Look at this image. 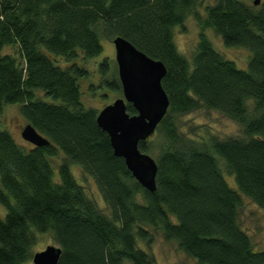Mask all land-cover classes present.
I'll return each instance as SVG.
<instances>
[{
  "label": "trees",
  "instance_id": "16d2710c",
  "mask_svg": "<svg viewBox=\"0 0 264 264\" xmlns=\"http://www.w3.org/2000/svg\"><path fill=\"white\" fill-rule=\"evenodd\" d=\"M199 1L0 0V112L18 104L50 141L28 148L0 130V264L28 261L39 232L61 248L57 264H156L138 243L156 233L198 264H264L238 214L243 197L264 210V0H214L204 12L195 9ZM190 15L199 33L188 59L173 29ZM207 29L226 46L247 48V67L218 51ZM102 36H121L166 67L168 110L154 138L139 142L157 163L154 191L114 155L97 110L82 101L78 77L86 70L75 60L99 55ZM108 69L105 58L101 85L120 91ZM202 107L237 122L243 136L196 139L179 130L178 118ZM127 111L136 113L130 104ZM59 155L55 178L51 159ZM71 164L94 178L110 214L88 197Z\"/></svg>",
  "mask_w": 264,
  "mask_h": 264
},
{
  "label": "rangeland",
  "instance_id": "374dc122",
  "mask_svg": "<svg viewBox=\"0 0 264 264\" xmlns=\"http://www.w3.org/2000/svg\"><path fill=\"white\" fill-rule=\"evenodd\" d=\"M246 1L249 3L252 2V0ZM211 3H214V0H200L196 4L195 9L204 12V7ZM205 32L215 48L227 59L234 61L238 68L245 69L247 67V62L250 57V51L247 48L241 46H226L223 44L221 37L215 34L212 29H207ZM198 33L199 26L193 15L188 16L183 25L175 26L173 29L174 43L178 51L188 59L191 58L192 50L198 40ZM100 42L102 51L99 55L93 58H85L81 53L77 55L75 60L79 66H83L86 70L84 76L78 77V83L82 92V101L86 107L94 108L97 111L106 104L111 103L114 99L122 97V90H109L105 85H101L100 64L105 58L109 66V74L107 76L111 72H115L118 78V74L112 38L102 36ZM8 50L6 49V51ZM57 63L63 64L64 61L58 60ZM45 98L51 100L47 97ZM247 103L251 107L252 100L247 101ZM26 123V120L19 114L18 104H8L0 112V130H8L17 143L29 148L32 147V144L21 137L22 128ZM178 125L179 130L196 139H203L211 135L219 138L243 136L242 127L237 122L217 110L204 107L180 116L178 118ZM149 138V140L153 139V134ZM149 155L152 156L151 154ZM61 157L62 155H59L51 159L55 178H57V166ZM70 169L77 182L83 186L88 197L93 199L104 213L107 215L110 214L94 178L82 170L78 164H71ZM224 177L231 187L235 186L234 178L231 175L227 173ZM5 213L6 209L0 204V217L3 218ZM238 214L241 227L251 238L252 249L254 251L264 250V210L250 199L243 197ZM138 243L154 256L156 264H198L195 259L180 250L175 242L166 240L160 233H156L149 244L141 240ZM47 245L58 246L50 232L37 233V241L32 249L30 258L23 264H33V253L44 249Z\"/></svg>",
  "mask_w": 264,
  "mask_h": 264
},
{
  "label": "water",
  "instance_id": "95a60500",
  "mask_svg": "<svg viewBox=\"0 0 264 264\" xmlns=\"http://www.w3.org/2000/svg\"><path fill=\"white\" fill-rule=\"evenodd\" d=\"M259 2L253 0L254 5ZM112 42L122 97L98 110L96 123L107 133L114 155L124 159L136 181L145 189L154 191L157 163L140 150L139 142L146 141L155 132L168 110L169 99L161 85L166 67L162 61L149 57L121 36L114 37ZM128 104L136 113L127 111ZM21 137L34 146L50 144L49 139L30 123L23 126ZM60 255L59 246L47 245L33 253L32 263L57 264Z\"/></svg>",
  "mask_w": 264,
  "mask_h": 264
}]
</instances>
